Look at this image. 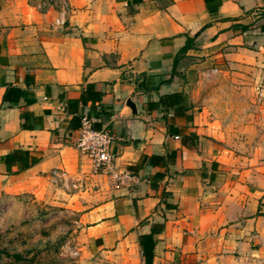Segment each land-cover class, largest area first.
Listing matches in <instances>:
<instances>
[{
  "label": "crops",
  "instance_id": "0c3cea01",
  "mask_svg": "<svg viewBox=\"0 0 264 264\" xmlns=\"http://www.w3.org/2000/svg\"><path fill=\"white\" fill-rule=\"evenodd\" d=\"M65 1L64 26L0 1V197L67 200L80 264H145L143 236L151 264H264V162L223 160L193 101L212 79L264 100V0ZM86 85L101 98L77 115L112 132L107 172L73 146Z\"/></svg>",
  "mask_w": 264,
  "mask_h": 264
},
{
  "label": "rangeland",
  "instance_id": "374dc122",
  "mask_svg": "<svg viewBox=\"0 0 264 264\" xmlns=\"http://www.w3.org/2000/svg\"><path fill=\"white\" fill-rule=\"evenodd\" d=\"M62 1L28 0L37 9L42 6L41 11L58 13ZM209 81L193 92V101L220 146L222 159L232 156L243 162L244 158L264 162V100L259 89L248 94L243 84L229 79ZM38 199L32 195L0 197V264H80V256L72 258L69 253L74 247L80 251L77 212L63 197Z\"/></svg>",
  "mask_w": 264,
  "mask_h": 264
},
{
  "label": "built area",
  "instance_id": "2783aa9c",
  "mask_svg": "<svg viewBox=\"0 0 264 264\" xmlns=\"http://www.w3.org/2000/svg\"><path fill=\"white\" fill-rule=\"evenodd\" d=\"M62 2L61 10L54 19V24L56 26L65 25L68 7L65 0ZM38 9L41 10L42 6H38ZM262 97L264 98V93L262 94ZM113 141L114 136L107 127L94 129L93 121L90 118L83 116L80 128L78 129L77 138L73 143V146L88 158L90 166L94 172H107L110 171L114 159L110 150ZM111 176L114 180L120 181V183L132 180L130 175L111 173ZM50 180L53 184L61 183L65 190L69 187L73 189L76 188L75 184L70 183L69 179L65 177V175H58L55 171L50 175ZM69 253L72 258H77L79 257L80 251L77 247H74L73 249H70Z\"/></svg>",
  "mask_w": 264,
  "mask_h": 264
},
{
  "label": "trees",
  "instance_id": "16d2710c",
  "mask_svg": "<svg viewBox=\"0 0 264 264\" xmlns=\"http://www.w3.org/2000/svg\"><path fill=\"white\" fill-rule=\"evenodd\" d=\"M185 49H186V47H185ZM177 97H178V95H169L165 98H161L160 102H161V104H164L165 100H167L168 108L179 107V104L177 103ZM100 98H101V94L99 92L95 91L91 85H86L84 87L83 91L81 92L79 98L76 100H72L68 103V107L70 108L72 113L75 114L73 117L74 122H76V124L74 125L75 127L80 128L81 119L83 118L80 115H77L78 106L79 105L86 106L88 103H90L93 106L95 102L100 101ZM99 116L100 117H107L106 115H104L103 111H100ZM93 128L99 129L96 125H93ZM16 153L19 155H27V153L22 152V151H17ZM167 162H168V158L162 159V158H158V157H155V158L153 157L151 159V163H153V164L159 163L160 165H166ZM25 168H27V165H25ZM144 238H146V236H143L140 238L144 262H145V264H151L152 259H153V245H154V243L151 242V244L143 245L142 240Z\"/></svg>",
  "mask_w": 264,
  "mask_h": 264
}]
</instances>
